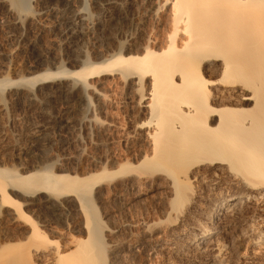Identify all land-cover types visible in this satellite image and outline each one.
<instances>
[{"label": "bare ground", "instance_id": "obj_1", "mask_svg": "<svg viewBox=\"0 0 264 264\" xmlns=\"http://www.w3.org/2000/svg\"><path fill=\"white\" fill-rule=\"evenodd\" d=\"M146 1L152 7L155 0ZM162 2L152 11L169 14L164 40L138 44L135 51L121 46L98 63L84 60L74 71L62 68L16 81L36 87L72 79L85 90L105 77L121 76L139 95V111L149 117L132 126L148 141L150 152L134 163L126 157L125 163L83 176L54 173L49 165L27 174L0 168L2 208L32 225L26 246L20 243L11 252L12 246L0 245V260L7 249L17 252L11 256L17 264H107L102 257L107 244L99 238L102 223L91 197L98 187L136 176L167 181L171 197L162 224L173 234V244L164 248L168 256L193 255L207 264H223L227 253L255 257L264 250V0ZM73 17L85 21L79 11ZM16 82L5 79L0 87ZM43 195H49L43 207L55 215L63 212L66 200H76L86 214L85 241L70 238L62 250L58 242L53 246L42 224L28 214ZM227 263L235 264L233 258Z\"/></svg>", "mask_w": 264, "mask_h": 264}, {"label": "rangeland", "instance_id": "obj_2", "mask_svg": "<svg viewBox=\"0 0 264 264\" xmlns=\"http://www.w3.org/2000/svg\"><path fill=\"white\" fill-rule=\"evenodd\" d=\"M155 1L149 7L146 0H0V81L16 82L62 68L74 71L85 61L109 58L121 46L135 51L138 44L164 40L169 14L167 10L154 13L152 8L164 0ZM76 11L85 17L84 22L75 20ZM120 77L92 80L97 82L95 87L85 90L72 79L36 87L22 82L0 87V168L27 174L51 166L54 173L83 176L129 159L134 163L142 152L149 153L148 141L133 131L149 117L137 107L139 95ZM218 102V106L225 104ZM66 120L69 124L61 127ZM166 183L162 176H136L98 187L92 194L103 229L99 238L103 236L107 244L108 254L102 255L107 264H207L193 255L180 256V260L165 254L173 244V234L162 224L171 197ZM48 196L29 207L32 221L42 224L53 246L58 242L60 248L68 247L70 238L85 241L86 214L80 212L76 200H66L63 214L55 215L43 207ZM9 212L0 204V245L12 246L8 250L12 252L18 244L29 242L32 225H24ZM262 251L256 258L227 253L222 263L230 264L227 260L233 258L235 264H264ZM11 252H2L4 264L16 263L11 256L16 253L17 257V252Z\"/></svg>", "mask_w": 264, "mask_h": 264}]
</instances>
